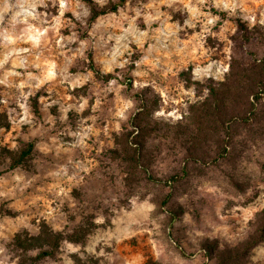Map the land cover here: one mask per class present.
I'll return each mask as SVG.
<instances>
[{
  "label": "clouds",
  "instance_id": "clouds-1",
  "mask_svg": "<svg viewBox=\"0 0 264 264\" xmlns=\"http://www.w3.org/2000/svg\"><path fill=\"white\" fill-rule=\"evenodd\" d=\"M234 66L264 0H0V264H264V85L188 151Z\"/></svg>",
  "mask_w": 264,
  "mask_h": 264
},
{
  "label": "trees",
  "instance_id": "trees-1",
  "mask_svg": "<svg viewBox=\"0 0 264 264\" xmlns=\"http://www.w3.org/2000/svg\"><path fill=\"white\" fill-rule=\"evenodd\" d=\"M256 84L264 85V66H261L258 69L254 67L251 70L236 69V67L234 66L231 87H225L222 91H217L215 88L212 89V97L215 102V106L213 107L212 104L206 103L199 109H193L194 121L200 127V135L191 137V147H189L188 149L190 155H192L193 157L196 156L198 150L201 147V144L210 139V132H216L220 129H225V126L231 123L233 117L226 111V103H228L229 100H232L234 107H242L245 98L243 95L244 91H254ZM233 89L235 91H233ZM253 115L255 114L253 113ZM242 118L245 121L249 119V117L246 115H243ZM225 130L230 131V129ZM147 131L151 130H145L142 128V135L136 137L135 140H132L131 134H129V136L125 137L123 141H117V143L123 145V151L125 153L124 159L129 162L130 166L133 169H135V166L139 161L144 159V153L142 151V139ZM186 131L187 130H181V132L177 133V136ZM129 142L139 144L140 147L129 152L127 146ZM31 150L32 145H28L27 149L21 154L20 161L18 162H22L24 158L29 155ZM225 152L226 149L221 148L220 155L225 154ZM113 155H118V153H113ZM173 179L178 178L174 177ZM45 255H47V253H45ZM230 260V256L223 255L219 258V263H226Z\"/></svg>",
  "mask_w": 264,
  "mask_h": 264
},
{
  "label": "rangeland",
  "instance_id": "rangeland-1",
  "mask_svg": "<svg viewBox=\"0 0 264 264\" xmlns=\"http://www.w3.org/2000/svg\"><path fill=\"white\" fill-rule=\"evenodd\" d=\"M129 87H131V85H129ZM150 131H147L146 134H148ZM6 135V134H5ZM102 143L106 142L105 140H101ZM32 153V150L31 152L29 153V155ZM28 155V156H29ZM144 243L145 241L144 240H141V239H137V240H134L133 242H131V244H128V245H125V249L126 250H133V251H136V250H139L141 248H143L144 246ZM211 251L212 249L210 248V254H211ZM220 264V263H219ZM222 264H231V260L226 262V263H222Z\"/></svg>",
  "mask_w": 264,
  "mask_h": 264
}]
</instances>
